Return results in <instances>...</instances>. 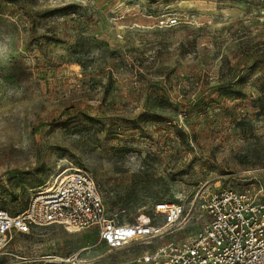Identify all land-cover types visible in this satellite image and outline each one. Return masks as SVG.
<instances>
[{
	"label": "rangeland",
	"instance_id": "obj_1",
	"mask_svg": "<svg viewBox=\"0 0 264 264\" xmlns=\"http://www.w3.org/2000/svg\"><path fill=\"white\" fill-rule=\"evenodd\" d=\"M67 168L116 223L160 225L162 202L187 218L120 249L37 227L0 264H134L198 230L200 194L264 185V0H0V210Z\"/></svg>",
	"mask_w": 264,
	"mask_h": 264
},
{
	"label": "built area",
	"instance_id": "obj_2",
	"mask_svg": "<svg viewBox=\"0 0 264 264\" xmlns=\"http://www.w3.org/2000/svg\"><path fill=\"white\" fill-rule=\"evenodd\" d=\"M162 23H177L173 16ZM249 190L230 187L202 193L196 202L205 221L181 240L163 243L135 255L134 264H264V185ZM159 224L116 223L106 216L99 188L83 169L72 168L35 191L16 214L0 210V250L13 233H30L37 227L61 225L68 229H97L99 241L120 249L146 242L166 229L183 223L185 208L176 203H156ZM123 264V263H115Z\"/></svg>",
	"mask_w": 264,
	"mask_h": 264
},
{
	"label": "bare ground",
	"instance_id": "obj_3",
	"mask_svg": "<svg viewBox=\"0 0 264 264\" xmlns=\"http://www.w3.org/2000/svg\"><path fill=\"white\" fill-rule=\"evenodd\" d=\"M70 169H72V168H67V169L63 170L61 173H59L58 176L61 177L63 174H65ZM74 230H77V229H74Z\"/></svg>",
	"mask_w": 264,
	"mask_h": 264
}]
</instances>
